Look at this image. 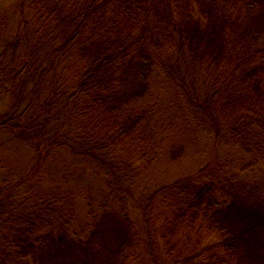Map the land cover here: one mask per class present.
Wrapping results in <instances>:
<instances>
[{
  "label": "trees",
  "instance_id": "1",
  "mask_svg": "<svg viewBox=\"0 0 264 264\" xmlns=\"http://www.w3.org/2000/svg\"><path fill=\"white\" fill-rule=\"evenodd\" d=\"M236 1L221 0L228 12L220 14L215 0H53L52 7L47 0H34L28 11L20 7L0 15V99H12L18 90L29 99L14 123L12 114L0 109V133L30 147L34 155L31 175L41 174L39 178L45 179L28 194L22 195L18 186L7 195L0 193V264L77 261L75 252L53 241L51 231L38 237L35 225L34 218L51 194L44 183L52 177L57 182L54 175L67 162L50 170L54 153L64 151L68 158L103 172L111 193L129 190L141 182L144 173L159 167L154 154L170 137L180 135L179 121L188 120L180 118L178 109L170 112L169 106L160 111L156 107V97L148 88L154 70L149 54L166 51L170 57V49L178 53L172 47L176 34L181 48L187 49L181 55L185 58L182 68L180 62L169 60L167 68L177 75L180 96L193 99L197 113L218 93L221 104L212 112L209 109L215 143L246 150L253 164L264 160V61L251 64L253 55H239L235 69L228 67L230 80L220 73L226 56L220 36L226 23L220 21L233 17ZM240 3V11L264 7V0ZM195 5L200 6L199 17L189 10L194 11ZM148 15L155 25H166L163 35L145 30L151 26ZM202 21L210 22L207 29ZM212 24L217 31H208ZM260 39L264 54V37ZM146 40L150 46L145 50ZM235 41L243 44L238 38ZM231 53L235 51L227 55ZM195 55L214 65L212 72V67L208 70L211 82L204 104L189 80ZM47 74L53 82L49 87L42 84ZM36 99V110L22 125ZM184 151L178 148L169 153L172 165ZM147 164L154 166L148 169ZM219 171L205 168L170 186L150 182L152 188L135 201L140 225L129 213L106 208L101 218L105 241L100 249L86 243L78 264H264V184L261 179L227 181L225 175L215 173ZM214 173L216 180L211 177ZM5 208L15 209L4 212ZM72 216L68 210L53 218L65 227L59 236L69 244L76 240L68 235ZM6 228L5 235L2 230ZM55 248L60 249L52 253ZM38 254L40 259H36Z\"/></svg>",
  "mask_w": 264,
  "mask_h": 264
},
{
  "label": "rangeland",
  "instance_id": "2",
  "mask_svg": "<svg viewBox=\"0 0 264 264\" xmlns=\"http://www.w3.org/2000/svg\"><path fill=\"white\" fill-rule=\"evenodd\" d=\"M40 1L44 2L46 0ZM47 1H49L50 7H52L53 0ZM33 2L34 0H0V15L3 16L12 11H19L20 7L28 11L34 6ZM68 6H73L70 1ZM241 7L240 0H237L232 9L233 17L220 21V23H226L223 25V33L220 35L226 52V56L222 61L223 66L221 67L220 73H224L221 77H225L229 80L231 77L228 67H231L233 70L235 69L236 62L239 61V55L241 57L247 54L253 55L251 57V64L257 63L262 65L264 61V58L261 57L264 56V54H262L261 51L262 42L260 39L264 37V7L255 6L250 10L243 9L240 11ZM198 9L200 12L199 5H195L194 11L189 7L191 14H195L197 17L200 16V14L196 12ZM215 9L221 10L222 12H220V14L228 12L227 7L221 0H215ZM146 18L147 23L151 22V26L145 30H150L149 33L151 35L156 33L163 35L166 30V25H155L154 18L150 20L149 15L146 16ZM237 22L242 24H234ZM206 23L207 29L210 23L209 21H202L200 24L205 25ZM39 26L40 22L37 24V27ZM37 31L39 33V28H37ZM208 31H217L216 26L212 24ZM236 38L243 42V44L237 43L235 41ZM174 40L175 44L171 46L178 49V53L172 52V49H170V57L167 56L168 53L166 51V53L164 51L161 53L151 52L153 56L149 54L154 70L150 73L148 88L149 91H152V94L154 93L153 96L156 97V107L159 108V111L161 109L166 110L168 106L170 112H174L178 109L180 118L183 115V117L187 118L188 122L180 120L178 124L180 135L174 138L167 137L169 139L166 141V146L154 154V160H156L154 163L159 166L155 171L149 170L144 173L141 182L128 188L129 190H114V193H111V187L107 184L108 179L103 172L99 173L95 171L88 164L78 159L68 158L66 156L68 154L64 151L54 153V165L50 166V170L56 169L57 166L64 165V161L67 162L63 168H60L61 173L58 172L54 175L58 177L57 182H55L52 177L44 183L46 186L45 191L48 190L47 192L51 194H48L50 197L49 199L48 197L44 199L45 202L42 206V210L38 214V217L34 218L35 225L37 226V234H40L38 237L51 231L54 236L53 241L68 248L70 252H75L77 261H73V264H78L80 257H82L83 252H85L83 248L86 247V243H89L92 247L97 249H100L101 243H104L107 232L101 229L105 223L102 221V217L106 208L116 213H129L132 221L140 225V210L137 204H135V201L138 196H141L145 191H149L147 188L151 187L148 186L150 182L152 185L167 184V186H170L169 183L182 179L188 176V174L192 175L196 172L200 174L205 168L212 169L213 167L217 171H219L218 168H222L221 171L215 173L218 175L221 173V176L225 175L228 179L227 181H229V178H248L249 181L261 179L264 184V160L259 161L257 164H253L251 154L246 150L239 147L229 148L224 146L225 144L219 145L215 143L213 139L214 131L211 130L209 126L214 122L211 112L222 102L219 94H216L211 104L203 107L197 113L192 105L193 99L191 101L188 96H180L181 88L177 81V75L175 71H172L173 68L170 70L167 68V63L168 60L171 64L180 62L182 68V60H184L185 57L181 58V55L182 52L187 49L181 48L178 34L175 35ZM148 42L149 41L146 40L143 44L145 50L150 46ZM169 42L171 44L172 40ZM235 43L237 44L235 45ZM21 51L24 53V48ZM228 51H235V53H231L230 56H228ZM195 56V62L189 65V80H191L196 87L195 90L198 101L204 104L207 88L211 82L208 81V70L212 67L210 70L212 72L214 65L211 64L209 60L200 58L199 55ZM50 78V74L45 76V80H43L42 83L43 86L49 87L50 84L53 83L50 82ZM227 81L228 80H226V83H228ZM9 85L11 86V83H9ZM11 97L13 98H7L4 101L2 100L3 98L0 99V109H7L12 114L14 123V121L18 119L21 111L29 104V99L26 98L23 91L19 90L15 91V94ZM175 105L178 107L175 108ZM37 106L38 100L36 99L35 105L29 110L27 115L22 118V125H25L27 116L31 118L30 114L36 110ZM157 113L158 111L155 112V114ZM220 125H223L222 122H220ZM35 129H37V126ZM178 148H183L185 150V155L179 157V161L172 165L168 160V155L171 152L177 151ZM245 151L247 153H245ZM64 156L67 158H64ZM33 158V152H30V147L26 143H23L15 137L0 133L1 194L7 195L17 186L21 189L22 195L24 193L28 194V190L34 191L38 186L43 184L39 182L45 180L44 178H39L41 174H38V176L31 175ZM153 166L154 165L147 164L148 169H152ZM215 173L211 174V177L216 180L218 177H216ZM53 182L55 184H53ZM224 185L229 186L230 184L227 183ZM226 186L225 188L228 189ZM59 199L61 202L56 207L55 203ZM31 201L32 200L29 198L28 202L31 203ZM11 209L15 208H10L9 211ZM68 210L73 214V220L68 224V235L76 239L71 242L72 245L67 242L66 238L63 240L61 239L59 230L63 225H60L53 219L56 217L57 213ZM6 211H8V209L5 208L4 212ZM21 212L26 213V210ZM2 233L6 235L8 233V228L2 230ZM77 241L82 242L83 245H78ZM58 249L60 248L53 249L52 253H55ZM40 257V254H38L36 259H40ZM49 264L52 263L49 262Z\"/></svg>",
  "mask_w": 264,
  "mask_h": 264
}]
</instances>
